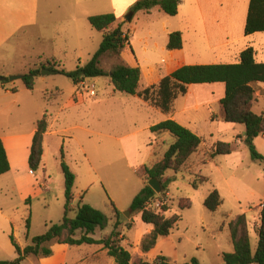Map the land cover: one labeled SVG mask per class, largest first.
Returning a JSON list of instances; mask_svg holds the SVG:
<instances>
[{"label": "rangeland", "instance_id": "obj_1", "mask_svg": "<svg viewBox=\"0 0 264 264\" xmlns=\"http://www.w3.org/2000/svg\"><path fill=\"white\" fill-rule=\"evenodd\" d=\"M130 13L133 17L129 22L126 17ZM165 19L171 20L161 11L147 15L142 12L133 13L129 9L114 26L121 24L123 30L130 33L132 49H128L126 56L131 64H138L142 68L139 91L149 87L148 76L154 69L161 70V77L167 74L166 66L173 52L167 49V32L172 25ZM54 25L55 29L48 31L55 36L60 33L52 46L53 56L57 58L55 61L39 56L42 51L52 47L37 45L30 35L9 47L10 54L19 58L16 69H23L25 66L30 71L40 70L41 74L36 80L33 93L26 89L22 79L10 81L6 87L21 90L22 93L15 99L26 101L28 109L33 103H38V107L43 106V115L47 118L48 115L54 117L59 114L58 127L62 130L68 129V132L48 140L49 150L43 166L34 173L42 181L38 180L36 185L31 183L35 186L28 197L29 201H26L29 204L27 207L24 202H20L18 192L8 187L11 202L18 205L19 210L10 232L0 236V262L13 261L16 258L10 239L12 235L24 248L32 243L33 238L44 235L51 226L61 223L65 206L62 162L76 175L73 205L80 204L82 196L85 204L99 210L107 218V226L104 231L97 232V239L110 235L114 230L116 218L112 204L121 214L120 223L124 224L121 227L122 233H128L131 228L129 220L133 215L130 214L127 218L126 214L130 212L129 207L134 198L148 183L146 179L137 177L136 170L160 159L175 140L169 133H162L165 135L159 137L148 130V126L162 122L165 115L151 111L150 107L158 109L151 102L116 92L109 77L85 80L74 85L62 75H44L43 70L48 71L50 67L55 70L74 71L87 65L103 41V34L94 30L88 20L72 22L70 19L62 20L57 17ZM192 40V43L187 40L185 45L188 66L239 63V46H231L221 53V38L212 42L205 38L190 39ZM252 41L258 51V63H264V37ZM122 62L129 65L123 54L121 57L108 55L103 58L100 67L110 72ZM214 86L217 89L212 91V97H208V91H192L190 97H180L175 101L174 110L179 121L185 125L186 121L195 123L199 133L197 135L203 139V144L191 157L190 168L177 175L172 171L167 172L166 178L175 177L176 181L166 192L157 194L158 197L149 203L151 210L158 211L164 202L169 207L167 217L175 214L181 216V221L169 235L178 251V264L189 263L192 259H197L201 264H223L222 255L234 252L229 224L242 214L246 215L253 254L258 247V217L264 208V168L251 157L250 148L244 140L245 126L223 122L224 112L220 101L224 97L225 86ZM91 91L95 95H91ZM256 97L253 110L260 114L264 112V84H259ZM67 101H70L72 107L60 112L61 106ZM196 103L201 104L198 110L194 109ZM186 107L189 110L184 114L182 110ZM20 114L27 115L23 111ZM14 118L13 115L12 120ZM220 141L232 144L233 153L207 162L208 154ZM254 146L264 156V136L257 138ZM191 174L206 180L199 190L193 188L194 178ZM9 176L0 179V188L12 181V175ZM40 190L43 193L38 195ZM214 190L218 191L222 205L216 212H211L205 208L204 203ZM3 193L5 190H0V195ZM183 199L190 200V209H180L185 203ZM29 216L31 228L27 235L26 220ZM70 217H75V214H70ZM135 235L136 231H133L130 237ZM123 245L133 251L132 247ZM53 247L51 245L50 249ZM72 257L73 255L69 257L71 264ZM23 264L40 262L38 258L30 257Z\"/></svg>", "mask_w": 264, "mask_h": 264}, {"label": "trees", "instance_id": "obj_2", "mask_svg": "<svg viewBox=\"0 0 264 264\" xmlns=\"http://www.w3.org/2000/svg\"><path fill=\"white\" fill-rule=\"evenodd\" d=\"M182 0H139L131 12L150 13L158 8L161 12L170 17L178 14ZM118 19L114 14L97 15L89 18L91 27L103 34V41L99 50L94 54L92 60L85 66H80L74 71L49 69L56 74L70 79L74 85L85 80L100 77H109L114 90L119 93L137 96L145 102H151L164 114L169 115L175 101L188 94L192 85H216L225 86L224 97L220 103L224 112L223 122L228 124H240L245 126L244 140L249 146L252 159L264 167V156L254 146V141L264 136V112L257 114L253 110L256 102V94L259 84H264V63L256 60V51L248 47L241 52L239 63L235 65H208L188 66L184 65L173 73L166 75L154 85L139 91V84L142 79V69L132 67L122 62L110 72L102 69L101 63L105 56L115 55L121 57L126 49L131 50L130 33L125 32L122 25L116 27ZM244 33L250 36L256 33H264V0H250L248 15ZM168 51H178L183 48V38L180 32H172L168 35ZM40 70H32L22 76V81L27 90L33 91L36 79L40 76ZM2 85L10 83L9 78L4 77ZM16 93V89L11 90ZM48 130L47 116L44 115L37 123L36 133L33 139L29 166L31 172H38L43 166L44 137ZM152 133H169L175 140L168 147L164 155L150 165L137 169L135 174L141 180L157 178L162 182L163 191L166 192L169 186L176 181V178H166L169 171L175 175L186 171L189 167L191 157L197 153L203 144V139L188 128L176 121L167 120L151 128ZM234 147L230 143L217 142L212 151L208 154L207 162L214 161L218 156L231 155ZM61 170L65 179V206L64 217L61 223L51 226L48 231L32 239V243L21 247L12 235L10 237L16 258L13 261H3L0 264H23L28 258H49L53 255L51 245H102L109 257L114 259L115 264H176L170 258L160 256L154 263H150L144 257L134 259L133 255L122 246L119 240L118 229L121 225V214L112 204L116 223L113 232L98 240V231H104L107 226L106 216L94 207L82 201L76 207L72 206L74 201V186L76 175L65 163H61ZM11 166L3 141L0 139V177L9 173ZM193 179V188H199L206 182L202 177ZM196 178V179H195ZM158 197L157 193L148 185L136 196L131 204L130 212L133 216L140 215L143 223L152 225L154 228L141 243V250L144 254L153 250L159 240L169 237L181 221V216L175 214L167 217L169 207L164 202L160 210L154 211L147 207V204ZM29 201V198L26 200ZM180 206L181 210L190 209L189 199ZM29 205L28 203H26ZM222 205L221 197L217 190L212 191L205 200L204 206L211 212H216ZM74 213L75 217H70ZM26 228L29 235L31 228L30 216L26 220ZM230 238L234 247L233 253L223 254V264H264V208L260 215V226L257 230L258 247L253 254L251 239L247 225L246 215L237 216L229 224ZM186 264H201L197 259H192Z\"/></svg>", "mask_w": 264, "mask_h": 264}, {"label": "crops", "instance_id": "obj_3", "mask_svg": "<svg viewBox=\"0 0 264 264\" xmlns=\"http://www.w3.org/2000/svg\"><path fill=\"white\" fill-rule=\"evenodd\" d=\"M138 1L139 0H0L1 76L6 78L11 76H24L30 72L29 67L27 68L24 66L23 69L15 68L19 58L10 54L9 47L18 44L27 35H30L32 39L36 40V44L41 47L54 46V41L59 37L60 33H57L55 36L54 33H50L48 30L55 29L54 24L56 23L57 17L62 20L67 18L72 22H76L80 19L83 21L88 20L89 22V18L94 16L92 14H115L116 18L120 19L123 13L129 9L131 10ZM249 4L250 0H182L178 14L175 17H170L165 14L171 19H165V21L172 25L171 29L167 32V35L172 32H180L183 38V48L178 51H172L173 53L170 55V62L166 66V75L173 73L181 66L187 64L185 45L188 43L187 40L192 43L193 40L190 41V39L195 38H205L208 39L209 42L221 38V45L223 46L220 50L221 53L231 46H239L237 49L239 57L242 51L248 47H253L256 51L257 60L258 51L254 47L255 43L252 40H260L264 36L258 35H264V33H256L250 36L243 35ZM156 11L160 12L158 8H155L151 10L150 13L145 14L152 15L153 13H156ZM234 30L237 31L235 32ZM49 49L47 51H42L39 56L48 61H50V59H52V61L57 60V58L53 56V47ZM218 49H220V47ZM127 52L128 49L123 53V56L128 64L132 67H140L138 64H131L129 62V59L126 56ZM218 59H220V57H218ZM156 69L150 72L148 76V83H150L149 86L159 82L162 78L159 73L161 70L158 68ZM55 74L56 73L51 75ZM214 87V85H192L189 87V92L185 97H190L192 91L196 93L208 91V97H212V91L217 89ZM12 89H16L17 92L13 93L11 91ZM34 91L35 89L30 92L33 93ZM21 93L22 91L16 87L9 89L6 85L3 86L2 83L0 85V139L3 141L11 166V171L1 176L0 179L12 175V181L5 183V186H1L0 188L1 191L5 190V193L0 195V236L10 232L11 227L15 222L16 212L19 210L18 205L11 202L12 200L8 193V187L13 190L15 189L18 192L20 202H24L27 207L26 200L34 190L37 181L40 180L37 175H30L29 157L37 129V123L44 116L43 106L38 107V103H36V105L33 103L30 109H28L26 101L15 99ZM13 97L14 99H12ZM200 106L201 104L196 103L194 109L198 110ZM70 107H72V105L70 104V101H67L61 106L60 112L69 109ZM149 109L154 111V113L164 114L159 109L153 107H150ZM188 110L189 108L186 107L182 112L186 114ZM21 111L27 113V115L21 116ZM13 115L15 116L14 120H12ZM164 115L165 119L162 122L170 119L188 129L192 128V130H194L192 132L196 135L199 134L197 133V125L195 123L186 121L185 125V123L179 121L174 106L169 115ZM19 116L21 117L19 118ZM59 116V114L54 117L51 115L49 117L48 115V130L44 137L43 163L44 158L46 157V152L49 150L48 140H51L59 134L68 132V129H59ZM155 125L157 124L148 126L147 129L151 130ZM158 135L161 137L165 134ZM31 183L35 185L32 186ZM29 185L31 186L29 187ZM37 193L39 195L43 193V191L40 190ZM80 199L83 203H86L84 197L80 196ZM72 206L76 207L77 205L74 206L72 203ZM258 218L260 219V216ZM129 223L131 228L128 230V233H122L121 227L124 224H121L120 229L118 230L121 234L119 240L123 247V244H126L133 248V251L131 252L124 247L133 255L134 259L144 257L150 263H154L158 257L164 256L178 264V251L170 237L159 241L153 250L144 254L141 250V243L143 239L152 232L154 227L143 223L141 214L133 216V218L129 220ZM133 231H136V235L130 237V234ZM95 238L97 239V237ZM83 246H85V248H83ZM83 246L54 244L52 249L53 255L49 258H39V262L40 264H71L69 257L73 255V264H115L114 259L108 256L107 251L102 245ZM76 248L77 250H75ZM82 249L85 250L80 254Z\"/></svg>", "mask_w": 264, "mask_h": 264}, {"label": "water", "instance_id": "obj_4", "mask_svg": "<svg viewBox=\"0 0 264 264\" xmlns=\"http://www.w3.org/2000/svg\"><path fill=\"white\" fill-rule=\"evenodd\" d=\"M133 17V14L132 13H130V15L129 16H127L126 17V19L130 22L131 21V18ZM54 74L55 72L54 71H52V70H46V69H44L43 70V74L45 75V74ZM4 79V77L3 76H1L0 75V82L2 81ZM22 79V76H11V77H9V80L11 81V82H13V81H17V80H21ZM148 185L157 193V194H161L162 193V191H163V185H162V182L159 180V179H157V178H153V179H150L149 180V182H148ZM130 212H128L127 214H126V216H127V218L128 217H130Z\"/></svg>", "mask_w": 264, "mask_h": 264}, {"label": "built area", "instance_id": "obj_5", "mask_svg": "<svg viewBox=\"0 0 264 264\" xmlns=\"http://www.w3.org/2000/svg\"><path fill=\"white\" fill-rule=\"evenodd\" d=\"M91 95H95V92L94 91H91ZM30 175L31 176H34V173L33 172H30ZM147 207L149 208V203L147 204Z\"/></svg>", "mask_w": 264, "mask_h": 264}]
</instances>
